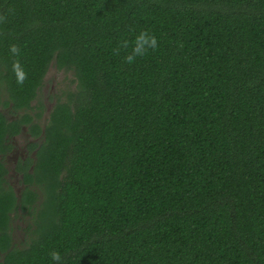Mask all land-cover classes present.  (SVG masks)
<instances>
[{
	"label": "trees",
	"instance_id": "trees-1",
	"mask_svg": "<svg viewBox=\"0 0 264 264\" xmlns=\"http://www.w3.org/2000/svg\"><path fill=\"white\" fill-rule=\"evenodd\" d=\"M0 17V264H264V0H0ZM141 31L157 48L129 64ZM51 66L73 85L42 122Z\"/></svg>",
	"mask_w": 264,
	"mask_h": 264
},
{
	"label": "rangeland",
	"instance_id": "rangeland-1",
	"mask_svg": "<svg viewBox=\"0 0 264 264\" xmlns=\"http://www.w3.org/2000/svg\"><path fill=\"white\" fill-rule=\"evenodd\" d=\"M67 85H73V75L69 71L58 70L51 66L46 74L43 86L38 93V99L44 104L45 111L40 121H44L48 110L51 108L54 102V95L60 89H63ZM9 115V114H8ZM38 138L31 137L26 130H24L20 135L13 137L12 142L14 143L13 150L5 156L7 166L10 170V182L17 189L20 188V175L15 173L14 167L17 162L16 157H31L33 153L28 150V144L30 142L37 141ZM23 218H16L13 222L12 236L13 240L17 245L25 239L24 228L28 224L30 217L28 214H24Z\"/></svg>",
	"mask_w": 264,
	"mask_h": 264
},
{
	"label": "clouds",
	"instance_id": "clouds-1",
	"mask_svg": "<svg viewBox=\"0 0 264 264\" xmlns=\"http://www.w3.org/2000/svg\"><path fill=\"white\" fill-rule=\"evenodd\" d=\"M3 18L0 17V20ZM128 40H123L120 42V46L123 48H127L129 46ZM157 48V39L154 35H149L147 31H141L134 39L133 41V47L131 50V53L126 55L125 61L129 64H131L137 56H144L147 53L148 49L155 50ZM9 52L14 57L20 56V48L15 45H9ZM115 54H119V47L117 49H114ZM12 72L15 76L16 83L18 85H23L25 80L27 79V73L24 71L23 66L21 65L19 59H14L12 62ZM50 259L56 264H60L62 261L61 254L56 251L52 250L49 253Z\"/></svg>",
	"mask_w": 264,
	"mask_h": 264
},
{
	"label": "flooded vegetation",
	"instance_id": "flooded-vegetation-1",
	"mask_svg": "<svg viewBox=\"0 0 264 264\" xmlns=\"http://www.w3.org/2000/svg\"><path fill=\"white\" fill-rule=\"evenodd\" d=\"M18 158V156L16 157V159Z\"/></svg>",
	"mask_w": 264,
	"mask_h": 264
}]
</instances>
